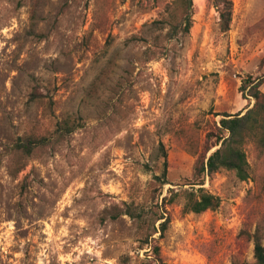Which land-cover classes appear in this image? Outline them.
Wrapping results in <instances>:
<instances>
[{
    "label": "rangeland",
    "instance_id": "obj_1",
    "mask_svg": "<svg viewBox=\"0 0 264 264\" xmlns=\"http://www.w3.org/2000/svg\"><path fill=\"white\" fill-rule=\"evenodd\" d=\"M171 1L0 0V264H157L155 246L163 264L253 262L264 158L245 146L243 182L196 170L217 149L221 115L254 105L243 82L264 94V0H230L227 32L192 0L188 33L146 55L144 25ZM68 115L80 118L74 133L17 165L19 136L49 134ZM199 180L220 207L182 214L176 198L147 246L134 220L106 217L131 202L162 210L170 190Z\"/></svg>",
    "mask_w": 264,
    "mask_h": 264
},
{
    "label": "trees",
    "instance_id": "obj_2",
    "mask_svg": "<svg viewBox=\"0 0 264 264\" xmlns=\"http://www.w3.org/2000/svg\"><path fill=\"white\" fill-rule=\"evenodd\" d=\"M217 12L219 18V29L221 32H227L230 28L232 18V3L230 0H206ZM192 0H172L168 3L160 18L150 24L144 25L148 30L145 34L148 37L145 42L149 44L145 54H164L166 42L177 37L181 33L187 34L192 26ZM165 30V33L163 31ZM140 39V38H139ZM243 90L249 87L250 97L254 100V105L244 114L237 113L234 115L222 114L219 120L218 135L211 146L218 147L205 161L197 167V176L204 177L205 174L213 175L219 171H231L236 178L243 182L250 178V166L247 161L245 152L246 145H252L258 156L264 158V94L259 90V84L252 80L243 82ZM73 115L66 116L62 121L56 124L51 133L37 135L35 133L19 136L12 147V153L16 157L17 165L22 161H27L39 155V150L48 148L52 145L59 144L67 139L76 129L80 127L78 122L80 118ZM79 119V120H78ZM210 150V149H209ZM25 167L23 164L20 170ZM167 166L164 164L162 179H166ZM159 177H155L160 182ZM162 185L166 180H162ZM188 189L179 191L170 190V198L164 206H155V210L147 208L144 205H135L133 202L124 203L122 208H113L107 210L106 217L111 221L120 216H128L136 223L137 234L141 247L149 245L150 237L156 233L164 235L170 219L164 216L166 205H171L176 198H183L182 214L195 213L202 214L207 211H216L220 207V198L208 193L204 188H195L196 185H203V180L195 183H189ZM165 201V199H164ZM161 210V211H160ZM163 220L156 228L155 224ZM253 248V262L234 261L231 264H264V245L262 236L256 230L250 236ZM154 261L157 264H163L159 249L157 246L152 248Z\"/></svg>",
    "mask_w": 264,
    "mask_h": 264
},
{
    "label": "water",
    "instance_id": "obj_3",
    "mask_svg": "<svg viewBox=\"0 0 264 264\" xmlns=\"http://www.w3.org/2000/svg\"><path fill=\"white\" fill-rule=\"evenodd\" d=\"M218 148V147H217Z\"/></svg>",
    "mask_w": 264,
    "mask_h": 264
}]
</instances>
